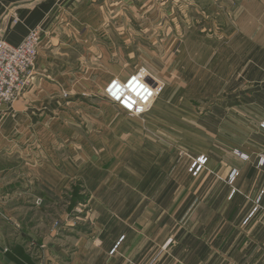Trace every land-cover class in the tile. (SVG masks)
Listing matches in <instances>:
<instances>
[{
    "label": "crops",
    "instance_id": "obj_1",
    "mask_svg": "<svg viewBox=\"0 0 264 264\" xmlns=\"http://www.w3.org/2000/svg\"><path fill=\"white\" fill-rule=\"evenodd\" d=\"M36 28L34 81L0 110V264H264V0H0V36ZM132 34L166 80L142 117L104 92L137 72Z\"/></svg>",
    "mask_w": 264,
    "mask_h": 264
},
{
    "label": "built area",
    "instance_id": "obj_2",
    "mask_svg": "<svg viewBox=\"0 0 264 264\" xmlns=\"http://www.w3.org/2000/svg\"><path fill=\"white\" fill-rule=\"evenodd\" d=\"M17 22L18 19L15 18L14 23ZM42 32L41 28L31 30L18 45H12L3 36H0V110L12 109L15 102L32 85L37 70L36 64L42 43ZM133 81L148 88L152 92V96L145 99ZM105 91L112 102L121 110L131 116L142 117L151 110L160 97L162 85L157 80L148 78L147 71L141 68L126 82L112 81ZM260 129L264 132V121L260 124ZM206 163L205 157L198 159L192 168L193 176H198ZM259 164H264V153L259 155ZM238 176L239 173L234 170L230 175V182L234 183ZM41 203L40 199L37 200V204ZM82 207L84 208L83 205H79L78 208L74 209L75 217L80 215ZM115 250L116 247L111 254Z\"/></svg>",
    "mask_w": 264,
    "mask_h": 264
},
{
    "label": "rangeland",
    "instance_id": "obj_3",
    "mask_svg": "<svg viewBox=\"0 0 264 264\" xmlns=\"http://www.w3.org/2000/svg\"><path fill=\"white\" fill-rule=\"evenodd\" d=\"M207 19V18H206ZM199 20H202V19H200L199 18ZM202 21H200V23H201ZM154 35V37L158 40V42H160L162 39H164V40H166V35H164V38H162L161 39V37L159 36V35H157V34H153ZM130 39H132L133 41H135V44L137 43V46H135L131 51V57H133V59L134 60H136V63H135V65H136V70H137V72L136 73H138V70H140L141 68L142 69H145L146 71H147V75H148V78H151L152 80L154 79V80H157L159 83H161V85H162V91H161V94H162V92H163V90H164V88H165V86H166V80L164 79V77L163 76H161V75H157L156 74V72L155 73H153L149 68H148V66H146L147 64H146V58H145V56H143V55H146V54H144L145 53V47H146V45L145 44H143V41L140 39V36L138 35V34H132L131 35V38ZM165 42H167V41H165ZM164 44H166V43H164ZM152 53H154V50H156V49H154L155 47H156V43H154V45H152ZM125 51L123 50V53H124ZM152 53L150 52V54H151V57H153V55H152ZM126 54H128V53H126ZM121 55H123V54H119L118 56H121ZM148 55V54H147ZM127 56V55H126ZM117 58V57H116ZM119 58V57H118ZM148 59V58H147ZM126 61H127V59H125ZM128 62V61H127ZM136 73H134L133 75H135ZM133 75H131L126 81H128ZM114 80H117V79H114ZM114 80H112V81H114ZM111 81V82H112ZM125 81V82H126ZM110 82V83H111ZM109 85V84H108ZM107 85V86H108ZM106 88L107 87H105V89L104 90H106ZM105 92V100L107 99V100H109L112 104H114V105H116L114 102H112V100L108 97V95L106 94V91H104ZM161 96V95H160ZM160 98V97H159ZM158 98V99H159ZM157 99V100H158ZM232 100H230V99H228V98H225L224 97V95L223 96H221L220 98H217L216 99V101H213V103H210L209 105H208V107H207V109H206V112L204 111L203 113H201V115H206L207 113H209V112H211V108H212V106H215V105H225L226 103H230ZM156 103V102H155ZM154 103V104H155ZM117 106V105H116ZM118 107V106H117ZM153 107V106H152ZM200 108V107H199ZM226 108V107H225ZM225 110H227V108L225 109ZM229 113L228 114H230V113H235V111H234V109H231V110H229L228 111ZM232 114V115H233ZM264 120H262L260 123H259V128H260V124L263 122ZM168 134L166 133V132H163V133H155V134H153L152 135V137H153V139H156V140H158V141H162V143L164 144V145H167V146H169V145H171V143L170 142H168L169 141V139H168V136H167ZM261 153H264V151H262V152H260L259 153V155H261ZM259 155H258V157H259ZM201 158V157H200ZM199 158V159H200ZM207 159V162H208V158H206ZM198 161V160H197ZM196 163V161H193V163L191 164V166L189 167V173L191 174V176H193V172H192V168H193V165ZM206 165H207V163H206ZM205 165V166H206ZM204 167V166H203ZM203 171V169L200 171V173ZM199 173V174H200ZM239 173V172H238ZM198 174V175H199ZM231 175V174H230ZM193 177H197V176H193ZM228 181H229V183L231 184V185H233L234 183H231L230 182V176H229V179H228ZM236 181V180H235ZM234 181V182H235ZM235 192L236 191H234V190H232L231 191V194H230V197H233V195L235 194ZM261 195H262V193H261ZM263 195H264V192H263ZM229 197V198H230ZM258 203H261V201L259 202V199L257 200V204ZM258 211V207H256L255 206V208H254V214L256 213ZM52 212V211H51ZM75 213L74 212H72V210L71 211H68V215H69V218H75V215H74ZM85 214H86V211H85V207L83 208L82 207V211L80 212V215L78 216V217H80V218H76V220H81L82 219V217H84L85 216ZM48 217V218H51V217H49L48 215H47V212L46 213H42V215H37V220H41V218H43L44 220L46 219V218ZM160 257V255L157 257V258H155L154 259V261L152 262V264H155L156 262L155 261H157V259Z\"/></svg>",
    "mask_w": 264,
    "mask_h": 264
},
{
    "label": "trees",
    "instance_id": "obj_4",
    "mask_svg": "<svg viewBox=\"0 0 264 264\" xmlns=\"http://www.w3.org/2000/svg\"><path fill=\"white\" fill-rule=\"evenodd\" d=\"M79 187L80 186L76 185L71 192L65 195V197H67V202H69V211H71L72 207L76 204L85 203V198H83L81 195L82 189H80Z\"/></svg>",
    "mask_w": 264,
    "mask_h": 264
},
{
    "label": "clouds",
    "instance_id": "obj_5",
    "mask_svg": "<svg viewBox=\"0 0 264 264\" xmlns=\"http://www.w3.org/2000/svg\"><path fill=\"white\" fill-rule=\"evenodd\" d=\"M133 84L137 89H139L143 93L145 99H148L152 96V92L148 88L144 87L141 84L136 83V81H133Z\"/></svg>",
    "mask_w": 264,
    "mask_h": 264
}]
</instances>
